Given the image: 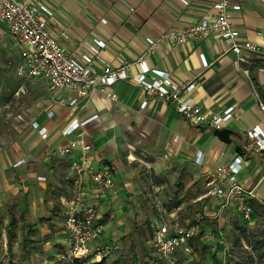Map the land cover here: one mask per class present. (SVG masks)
Returning <instances> with one entry per match:
<instances>
[{"label": "crops", "instance_id": "0c3cea01", "mask_svg": "<svg viewBox=\"0 0 264 264\" xmlns=\"http://www.w3.org/2000/svg\"><path fill=\"white\" fill-rule=\"evenodd\" d=\"M216 1L40 0L54 11L48 18L51 29L54 32L68 30L70 39L65 43L70 51L77 53L80 46L86 49L82 45L86 39H105L107 47L102 56L113 67L130 63V76L79 98L75 104L69 103L73 98L70 90L48 89L45 81L40 80L45 78H21L18 75V82L13 79L14 87H8L15 91L13 108L7 113L10 124L5 126L4 141H0V264L12 252L26 251L24 235L32 229L53 230L65 248L69 245L67 230L63 231L58 222L62 208L57 205L70 207V204L57 187L67 180L74 185L78 175L74 162H81L85 155L88 162L98 168L108 162L115 166L114 185L102 199L104 231L97 241L117 238L120 232L112 227V222L118 220L125 225L128 221L124 213L127 200L121 193L126 195L130 182L126 165L118 160L130 147L145 149L154 156L168 153L158 162L157 169L180 163L188 169L195 166L198 177L202 171H208V177H201L198 188L208 180L209 190L216 167L241 155L239 181L250 191L253 221L243 222L245 226L240 224L236 220L234 201L210 191L201 195L209 197L201 203V209L207 211L208 217L203 214L198 219L207 217L205 221L218 224L222 235L232 232L234 236H240L245 245L261 238V232L264 235V224L258 220L264 217V149L237 150V146L248 139L250 128L260 125L264 130V109L259 104L260 99H264L255 85L259 82L264 89V34H258V31H264V0H234L241 8L229 11L232 22L240 30V38L256 42L260 52L243 50L239 56L231 49L230 39L213 33L183 43L171 38L160 39L170 29H182L203 17L213 16ZM102 18H107V22ZM0 32L13 35L1 17ZM148 36L158 40L153 51H149ZM201 53L207 59L206 66ZM141 57L151 67L144 82L159 77L161 71L170 72L179 83H193L189 90H183V98L199 105L205 112H222L233 106V116L224 123V128L231 130V141L215 134L216 128L188 122L173 102L155 93L148 94L143 88L144 82L138 79L141 72L138 59ZM24 82L28 87L22 92ZM4 117L0 120V129L2 125L4 127ZM76 119L81 124L71 133H65L64 129ZM42 130L48 133L46 137ZM81 138L92 143L93 151L85 152L76 147L65 160L49 159L54 148ZM198 154L201 164H194ZM84 185L87 196L93 197L96 185L88 173L84 174ZM15 210L21 214L20 228L24 233L11 238L9 233L11 236L15 233L18 222ZM42 218H54L58 225H47V220L42 221ZM247 228L254 230L246 238L243 232ZM237 256L241 261L258 259L251 253H237Z\"/></svg>", "mask_w": 264, "mask_h": 264}, {"label": "built area", "instance_id": "2783aa9c", "mask_svg": "<svg viewBox=\"0 0 264 264\" xmlns=\"http://www.w3.org/2000/svg\"><path fill=\"white\" fill-rule=\"evenodd\" d=\"M183 1L188 3V0ZM214 8L213 16L203 17L182 29H170L164 32L160 39L171 38L183 43L213 33L218 37L230 39L231 49L239 56L243 50L260 52L256 42L240 38V30L230 18L231 8H241L239 2L217 0ZM53 13V9L40 0H0V17L7 22L20 47L21 60L18 64V73L22 77L45 78L52 90L67 88L73 93L69 103L75 104L79 98L88 96L94 91L104 90L106 86L130 76L128 72L130 63L113 67L102 56L103 49L107 47L105 39L100 37L86 39L82 42L86 49L83 50L80 46L77 53L70 51L65 43L70 39L68 30L64 28L54 32L51 29L48 18ZM102 21L107 22V18H102ZM258 34L262 35L264 31H258ZM147 40L150 43L149 51H153L158 45V40L151 36H148ZM201 59L205 66L208 65L203 53ZM138 63L141 67L138 79L144 82L151 67L144 57L139 58ZM159 74V77L144 82L143 88L148 94L155 93L173 102L176 110L191 124H206L221 129L233 116V106L222 112L208 113L199 105L189 103L183 98L182 92L189 90L193 83H179L173 79L170 72L161 71ZM110 95L116 97L115 93L110 92ZM259 104L264 109V100L260 99ZM80 124V120H73L64 132L69 134ZM42 135L46 137L48 133L42 130ZM247 137L242 145L245 150L264 149V130L260 125L250 128ZM76 147L88 152L91 145L84 140L72 139L66 145L57 148L64 154L72 152ZM242 159V156L238 155L233 161L223 162L217 166L214 178L209 182L210 192L227 200H233L244 220L252 222L253 207L248 196L250 191L239 181ZM74 167L78 173L75 179L76 189L66 220L69 245L59 253L55 264H62L75 258L99 259L112 250L109 242L97 241L104 231V224L101 221L102 199L114 185L112 169L108 165L96 167L95 164L88 162L87 155L81 162L75 161ZM85 173L89 174L96 185L93 197L86 195ZM200 231V219L181 224L176 220L168 222L164 218L156 219L153 224L152 242L160 260L179 264L174 253L180 248L189 250L191 240L196 238ZM222 264L227 263L222 262Z\"/></svg>", "mask_w": 264, "mask_h": 264}, {"label": "rangeland", "instance_id": "374dc122", "mask_svg": "<svg viewBox=\"0 0 264 264\" xmlns=\"http://www.w3.org/2000/svg\"><path fill=\"white\" fill-rule=\"evenodd\" d=\"M19 55L20 47L16 38L10 32H0V120H2V116H5L3 119L4 127L2 125L0 129V141H4L2 138L6 137L7 132V127L5 126H9L10 124L8 122L10 118L7 113L11 111L14 104L15 91L11 90L14 87L13 79L18 82L19 76L21 77L18 73V64L21 60ZM40 80L45 81L49 89L47 81L45 79ZM27 85L25 82L22 84V92L23 90L27 91ZM8 87H11V89L8 90ZM8 130L11 129L8 127ZM8 132L11 133L10 131ZM80 140L84 139L81 138ZM86 142L91 145L90 150L93 151L92 143L89 141ZM70 153L63 154L56 147L51 152L52 155L51 157L49 156V159L54 160L59 158V160H65L64 158ZM167 155L168 153L154 156L145 149L140 150L137 147H130L126 154L121 157V160H118L126 165H124L126 167V175L130 178V182L127 184L128 191H126V195L124 196V193H121L125 200H127L124 213L127 215L128 221H126L125 225H123V222H118V220L112 222V227H115L120 233L116 235L118 236L117 238L113 236L107 239V242L112 245L111 253L105 256L108 264L114 262L117 264H171L167 260H160L153 245V224L156 219L164 218L168 222L176 220L181 224L198 219L200 218L199 215H208L207 211L204 212L201 209V203L205 198H209L201 196L210 191L209 185L206 184L208 180L199 188L198 182L202 179L201 177H208L209 172L202 171L198 177L199 174H197L195 166L188 169L185 168L184 164L180 163H177V166L167 165L163 169H157L158 162L166 158ZM199 156V154L196 155V159L193 161L194 164H201V158ZM107 165L112 169L116 177L113 170L115 167H113L114 164L112 165L108 162ZM57 188L61 189L62 194L67 197L66 199L71 204L76 189L75 182L74 185L73 183L70 185L68 180L63 181L62 185ZM57 206L60 209L62 208L58 222L62 226L63 231L67 230L65 223L71 209L67 205ZM16 217L18 222L15 226V233L12 236L9 233L11 238H16L19 234L23 235L24 233H22L20 228V220H22L21 214L17 213ZM207 217L200 219L201 231L196 238L191 240L190 249L180 248L177 250L178 252L176 251L174 253L177 263L222 264V262H226L227 264H264V235L262 232L259 236L261 238L256 242L245 245L242 240L240 241L241 237L234 236L232 232H227L223 236L220 233L218 224L205 221L208 219ZM53 219L42 218V221H50L45 222L47 225H58ZM236 220L243 226H245L243 222H247L238 209ZM258 220H261V223L264 224V217H260ZM252 230L254 228L245 229L244 232L242 231L245 233L243 236L247 238L252 233ZM8 231L10 230L8 229ZM24 236L26 238L24 237L23 242L27 241L25 246L26 251L23 252L21 249L20 254L12 252L10 257L6 256L3 264H55L58 254L65 249L64 243L57 239L58 237L54 234L53 230L45 232L32 229ZM35 239L37 240L35 241ZM231 242H233L232 245ZM225 243H227V246ZM237 253L245 255L249 253L251 255L256 254L258 259L241 261ZM18 255H22V257Z\"/></svg>", "mask_w": 264, "mask_h": 264}, {"label": "trees", "instance_id": "16d2710c", "mask_svg": "<svg viewBox=\"0 0 264 264\" xmlns=\"http://www.w3.org/2000/svg\"><path fill=\"white\" fill-rule=\"evenodd\" d=\"M256 85V89L259 91L261 97L264 99V89L262 88V86L259 84V82H255ZM62 264H108L106 261V257H102L97 261H90L88 259H78L75 258L74 260H72L71 262H64ZM111 264H117V263H111Z\"/></svg>", "mask_w": 264, "mask_h": 264}, {"label": "water", "instance_id": "95a60500", "mask_svg": "<svg viewBox=\"0 0 264 264\" xmlns=\"http://www.w3.org/2000/svg\"><path fill=\"white\" fill-rule=\"evenodd\" d=\"M215 134H217L221 139H223V140H225L227 142L231 141V137H230L231 130L228 129V128L216 129L215 130ZM237 150L239 152H242L243 151L242 145L239 144L237 146Z\"/></svg>", "mask_w": 264, "mask_h": 264}]
</instances>
